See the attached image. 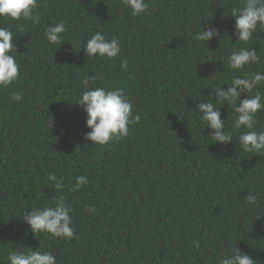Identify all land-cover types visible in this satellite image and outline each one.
Segmentation results:
<instances>
[{
  "label": "trees",
  "instance_id": "trees-1",
  "mask_svg": "<svg viewBox=\"0 0 264 264\" xmlns=\"http://www.w3.org/2000/svg\"><path fill=\"white\" fill-rule=\"evenodd\" d=\"M146 2L136 17L122 0H38L39 24L0 18L20 66L18 81L0 89V264L17 245L50 251L57 264H216L233 248L264 264V153L244 152L237 136L216 143L194 112L204 98L216 104L210 88L243 75L228 67L234 49L254 47L261 62L244 71H264V32L233 44L230 11L241 0ZM59 21L67 28L60 48L44 37ZM208 25L220 35L207 49L194 35ZM95 32L120 41L118 58L86 56ZM93 76L89 88L124 89L139 116L127 137L104 146L84 139L90 129L76 104ZM216 106L225 130L239 135L233 106ZM257 120L264 131V112ZM78 176L89 182L72 190ZM61 197L74 237L35 236L24 213Z\"/></svg>",
  "mask_w": 264,
  "mask_h": 264
},
{
  "label": "clouds",
  "instance_id": "clouds-1",
  "mask_svg": "<svg viewBox=\"0 0 264 264\" xmlns=\"http://www.w3.org/2000/svg\"><path fill=\"white\" fill-rule=\"evenodd\" d=\"M122 4L130 9L133 17L142 15L148 10L146 0H122ZM38 0H0V18H8L14 21H31L39 24L40 13ZM231 16L234 18L236 43L247 44L253 39L254 33L264 32V0H241L240 7L231 9ZM194 35V40L208 44L218 38L219 31L211 26ZM23 31V27H20ZM67 32L64 21H59L44 29V37L51 45L61 47V41ZM14 34L7 28L0 26V89H6L18 81L20 66L16 57L12 55L17 52L14 44ZM58 48V49H59ZM88 58H100L113 60L120 56L121 45L116 37L106 38L102 32H95L86 41L83 48ZM261 55L254 47H241L233 50L228 56V67L243 75L237 76L227 84H216L213 88L216 104L213 99L204 98V101L197 105L194 112L199 114V120L211 130L210 137L219 144H229L233 136H237L240 147L244 152H255L257 156L264 153V131H256L258 113L264 112V92L259 87L264 83V71L248 72L246 67L252 64H259ZM128 63L126 60L120 63L121 71H126ZM96 77L86 78L83 81L85 91L77 98L76 104L86 113V127L90 129L84 136L86 141L93 145L104 146L110 141L119 140L129 135V126L139 121V116L132 115L131 97L122 88L108 90L104 87L89 88V80ZM222 85H227L223 88ZM256 90L254 95L248 93ZM247 94V98L241 96ZM22 94L12 93L11 100L21 101ZM232 105L235 113L233 122L234 130H242L239 135L230 134L225 130V121L221 119L220 107L217 104ZM48 180L53 182L54 188L60 190L64 187L62 178L57 179L55 174L49 173ZM86 176L76 177V183L72 190H78L88 184ZM248 204H255L257 197L248 194L244 199ZM95 209H89L94 211ZM71 208L65 199L54 198L51 204H45L32 208L30 212L24 213L23 221L30 227L35 236L44 234L51 238H59L70 241L75 235L70 216ZM194 247H199L193 242ZM33 251L31 248L17 245L15 251L10 250L7 254V264H57L56 257L47 250ZM216 264H256L248 254L233 248L231 253L219 258Z\"/></svg>",
  "mask_w": 264,
  "mask_h": 264
}]
</instances>
